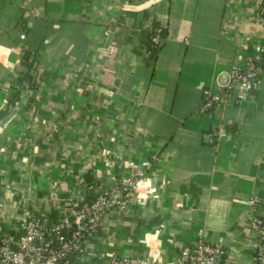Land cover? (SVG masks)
Returning <instances> with one entry per match:
<instances>
[{"label":"crops","instance_id":"0c3cea01","mask_svg":"<svg viewBox=\"0 0 264 264\" xmlns=\"http://www.w3.org/2000/svg\"><path fill=\"white\" fill-rule=\"evenodd\" d=\"M260 3L0 0V225L19 205L56 216L87 197L86 173L97 193L155 154L143 169L152 194L106 211L83 258L149 248L177 264L203 239L223 248L224 264H252L250 222H264V66L244 99L223 88L229 67L264 43ZM153 20L165 36L151 59L141 37ZM203 88L220 91L210 111Z\"/></svg>","mask_w":264,"mask_h":264},{"label":"built area","instance_id":"2783aa9c","mask_svg":"<svg viewBox=\"0 0 264 264\" xmlns=\"http://www.w3.org/2000/svg\"><path fill=\"white\" fill-rule=\"evenodd\" d=\"M262 1L259 11L264 16ZM153 39L157 41L158 37ZM260 59L264 64V43L254 44L243 66L233 64L229 67L223 90L228 93L234 91V101L244 99L248 91L256 86L260 67L257 62ZM219 99L220 91L203 88L200 109L214 108ZM155 158L153 154L143 162L138 176H124L118 185L99 189L90 200L69 201L54 219H48L44 212L35 213L26 206H17L9 224L0 225V264H163L156 252L149 248L144 257L109 254L98 261H90L82 256L84 246L106 211L120 212L129 204H142L152 194L154 187L144 170ZM256 202L255 196L249 198L250 204L255 205ZM261 222L256 217L250 222L260 239L264 237ZM223 255L220 245L200 239L180 250L177 264H224L220 261Z\"/></svg>","mask_w":264,"mask_h":264},{"label":"trees","instance_id":"16d2710c","mask_svg":"<svg viewBox=\"0 0 264 264\" xmlns=\"http://www.w3.org/2000/svg\"><path fill=\"white\" fill-rule=\"evenodd\" d=\"M264 2V0L262 1ZM154 36L158 37V40L155 41L153 39ZM165 36V27L159 23V21L153 20L148 30L142 31L141 37V46L147 52L148 56L152 59L155 57L158 47L160 46L162 38ZM260 67L264 66L261 59L257 62ZM259 67V68H260ZM15 99V97L13 96ZM206 110H212V106L207 107ZM92 177L90 174L86 173L85 177V187L87 190V197L85 199L90 200L94 198L96 193L91 191L93 189L91 185ZM91 192V193H90ZM97 192V191H96ZM90 193V194H89ZM46 217L48 219H54L55 213L48 210L46 213ZM259 219V218H258ZM261 220V219H260ZM264 225V222H261ZM256 245L252 251V264H264L262 261V257L264 256V237L262 239L259 238V235L256 234ZM223 257H220V261L223 262Z\"/></svg>","mask_w":264,"mask_h":264},{"label":"water","instance_id":"95a60500","mask_svg":"<svg viewBox=\"0 0 264 264\" xmlns=\"http://www.w3.org/2000/svg\"><path fill=\"white\" fill-rule=\"evenodd\" d=\"M29 81H30V83H32V82H33V78H31ZM25 98H26V95L23 94V95L20 97V99L17 101V103H16V105H15V107H14V110H15L17 107H21V106L23 105V102H24Z\"/></svg>","mask_w":264,"mask_h":264},{"label":"rangeland","instance_id":"374dc122","mask_svg":"<svg viewBox=\"0 0 264 264\" xmlns=\"http://www.w3.org/2000/svg\"><path fill=\"white\" fill-rule=\"evenodd\" d=\"M0 214H1V215H4L3 217H5V218L7 217V213H5V212L2 213V212L0 211Z\"/></svg>","mask_w":264,"mask_h":264}]
</instances>
